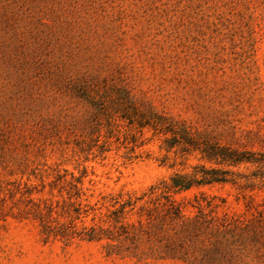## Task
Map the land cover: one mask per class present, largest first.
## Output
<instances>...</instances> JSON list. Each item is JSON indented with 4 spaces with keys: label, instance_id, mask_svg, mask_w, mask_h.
I'll return each instance as SVG.
<instances>
[{
    "label": "rangeland",
    "instance_id": "rangeland-1",
    "mask_svg": "<svg viewBox=\"0 0 264 264\" xmlns=\"http://www.w3.org/2000/svg\"><path fill=\"white\" fill-rule=\"evenodd\" d=\"M158 116L198 143L264 132V0H0V264H187L161 259L146 211L175 173L221 166L168 148ZM171 194L188 218L203 197L249 217L228 184ZM126 202L137 241L60 236L115 233Z\"/></svg>",
    "mask_w": 264,
    "mask_h": 264
},
{
    "label": "trees",
    "instance_id": "trees-1",
    "mask_svg": "<svg viewBox=\"0 0 264 264\" xmlns=\"http://www.w3.org/2000/svg\"><path fill=\"white\" fill-rule=\"evenodd\" d=\"M155 118L153 129L164 126V130H157L171 135L166 140L169 142L168 148L176 145L192 146L200 151L206 161L221 166L206 168L198 165L191 173H175L170 177L169 183H162L158 187L163 202L159 206L156 203L154 208L146 211L148 228L145 234L163 243L161 259H177L187 264H264V203L258 204L254 200L255 192H264L262 128L246 131L239 138L231 134L223 144L214 138L198 143L194 133L177 127L172 120L162 116ZM212 184H228L234 187L238 191V199L245 201L249 217H234L225 213L222 218H218L214 215L218 207L213 203L214 198L208 200L204 197L196 201L198 214L194 218L185 217L180 203L171 193ZM221 203L224 204L225 200H221ZM127 207H132V203H122L119 209L109 215L115 233L94 227H84L76 232L70 226L69 230L60 232V236L66 240L78 237L89 242H100L103 239L120 243L127 240L137 241L143 228L141 225V230L137 233L136 228L126 222ZM204 207L210 210L205 213ZM40 220L43 232L48 238L52 233L51 225L44 223L41 217ZM119 246L117 245L118 251L121 250ZM108 248V255L114 253V247Z\"/></svg>",
    "mask_w": 264,
    "mask_h": 264
}]
</instances>
